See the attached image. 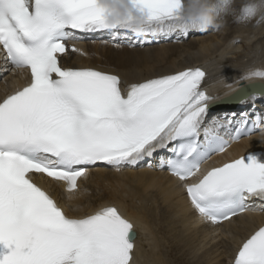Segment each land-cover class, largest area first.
Listing matches in <instances>:
<instances>
[{"label": "snow or ice", "instance_id": "6c2138e0", "mask_svg": "<svg viewBox=\"0 0 264 264\" xmlns=\"http://www.w3.org/2000/svg\"><path fill=\"white\" fill-rule=\"evenodd\" d=\"M183 0H0V49L30 82L0 100V264H134L133 223L115 206L70 216L30 174H46L78 190L98 162L135 166L157 149L182 182L193 209L217 224L264 211V154L248 153L201 173L245 130L248 114H230L235 134L204 121L216 97L201 89L205 72L188 68L121 87V78L93 67H65L61 56L77 33L108 32L112 41L201 27L182 14ZM248 15H251L249 12ZM244 19V17H241ZM137 40H131L129 34ZM71 51L86 55L75 44ZM264 79V71L246 77ZM246 99L248 92L241 89ZM252 99L264 97L254 88ZM230 99H240V96ZM257 124L264 115L257 113ZM203 134V139L201 135ZM171 145V146H170ZM200 176L197 177V174ZM190 178H195L189 182ZM71 199V196L69 197ZM259 199L261 203L252 201ZM231 264H264V224L239 245Z\"/></svg>", "mask_w": 264, "mask_h": 264}, {"label": "bare ground", "instance_id": "6f19581e", "mask_svg": "<svg viewBox=\"0 0 264 264\" xmlns=\"http://www.w3.org/2000/svg\"><path fill=\"white\" fill-rule=\"evenodd\" d=\"M245 2L237 0L236 7L240 8ZM231 21L234 20L228 18L215 29H190L187 35L178 32L177 36L174 32L141 36L139 39L146 41L142 44H130L124 39L112 41L109 33L107 37L103 34L83 36V39L73 41V44L83 49L86 55L69 49L62 56V63L65 67H93L115 73L120 76L125 90L133 83L175 74L186 68H202L206 74L204 81L210 79L206 90L216 92L220 99L240 80L260 79L264 82L259 77L244 78L250 70L264 68L263 61L262 65L255 63L261 60L260 54L264 53V38H260L264 26L253 27L252 22L247 26H230ZM129 35L131 40H137L134 34ZM252 37L256 38L255 41L246 42L247 38ZM165 38L173 43H165ZM237 38L242 41L235 43ZM244 57L248 59L243 60ZM0 65L6 64L0 60ZM211 66L219 71L211 75ZM13 73L15 77L12 72L0 76V98L21 87L23 72L14 70ZM229 78L234 80L227 86H216ZM218 91L222 92L218 94ZM257 98L250 105L264 115V97ZM226 110L224 108L222 111ZM232 113L237 118L238 112H220L213 117L208 114L204 124L208 126L219 118L222 125L228 126L227 117ZM248 135L232 144L224 154L214 156L202 164L201 168L237 158L250 150L264 151V130ZM163 150L157 149L159 152L151 158V167L147 164L149 158H146L135 166L125 165L128 166L126 169L108 168L107 164H100L95 169L89 168L86 176L79 178V188L74 193L66 192L60 181L54 183L42 175L32 178L54 196L70 216L89 215L104 206L117 207L133 223L136 231L134 264H231L242 240L256 227L264 224V211H246L212 228L193 209L185 195L184 182L154 167L159 164L155 158L164 156ZM92 187H102L104 193L91 200L96 190ZM84 194L88 196L81 201ZM252 202L260 203L259 199Z\"/></svg>", "mask_w": 264, "mask_h": 264}, {"label": "clouds", "instance_id": "9594fccd", "mask_svg": "<svg viewBox=\"0 0 264 264\" xmlns=\"http://www.w3.org/2000/svg\"><path fill=\"white\" fill-rule=\"evenodd\" d=\"M237 0H183L181 14L201 29L222 26L228 18L238 23H246L255 18L264 9V0H246L240 8ZM251 15H248V13ZM244 17V19H241ZM264 71V68H259Z\"/></svg>", "mask_w": 264, "mask_h": 264}, {"label": "rangeland", "instance_id": "374dc122", "mask_svg": "<svg viewBox=\"0 0 264 264\" xmlns=\"http://www.w3.org/2000/svg\"><path fill=\"white\" fill-rule=\"evenodd\" d=\"M261 13V14H260ZM255 18H253V19H251V20H249V22H246V23H238V22H236V21H231L230 22V26H231V24H233V26L235 25V26H241V25H245V26H247L248 25V23H251L252 22V26L254 27H257V26H260L261 27V25H263L264 26V22L263 23H261V21L260 20H263L264 21V9H262L261 10V12H260ZM263 13V14H262ZM233 20V19H232ZM254 23V24H253ZM260 23V24H259ZM237 24V25H236ZM239 24V25H238ZM241 24V25H240ZM264 28V27H263ZM251 35V34H250ZM241 36V35H240ZM252 36V35H251ZM198 36H196V37H193V38H197ZM242 37V36H241ZM192 38V37H191ZM260 38H264V31H262L261 33H260ZM255 37H252V38H247L246 39V42H248V43H251V42H253V41H255ZM242 40H241V38H237L236 39V41H235V43L236 42H238V43H240ZM257 41V40H256ZM172 42V41H171ZM264 48V47H263ZM70 55H72V56H75L76 54H74V53H70ZM250 58V57H249ZM257 58H259V55H258V57ZM245 59H248V57H244V59L243 60H245ZM260 59L261 60H256L255 61V63L256 64H261L262 63V61L264 62V53H261L260 54ZM262 65V64H261ZM219 70L218 69H215L214 68V66H211V75L212 74H215L216 72H218ZM241 75H243V74H241ZM15 77V76H14ZM3 78V77H2ZM234 80V78H229V80L228 81H225V82H222L221 84L219 83V84H216V86L217 87H221V86H223V87H225V86H227L231 81H233ZM217 99V98H216ZM215 99V100H216ZM264 130V129H263ZM92 188H96V190H94V192H93V196L91 197V200H95V199H97V198H99V196L98 195H100V194H103L104 192L102 191V187H92ZM88 195H86V194H84V196H83V198L81 199V201L83 200V199H85L86 197H87ZM90 200V201H91ZM90 201H89V203H90ZM260 203H261V201H260ZM192 264V263H191Z\"/></svg>", "mask_w": 264, "mask_h": 264}]
</instances>
